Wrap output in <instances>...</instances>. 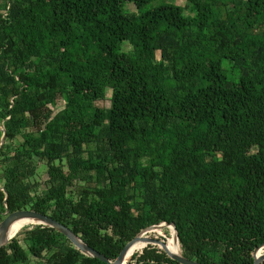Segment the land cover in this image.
Here are the masks:
<instances>
[{
  "label": "trees",
  "instance_id": "16d2710c",
  "mask_svg": "<svg viewBox=\"0 0 264 264\" xmlns=\"http://www.w3.org/2000/svg\"><path fill=\"white\" fill-rule=\"evenodd\" d=\"M149 1L0 0V239L18 216L40 214L116 263L141 231L169 223L192 262L255 264L264 0L139 13ZM107 90L109 107L97 106ZM171 243L168 228L148 233L128 264H184ZM0 264L105 263L29 220Z\"/></svg>",
  "mask_w": 264,
  "mask_h": 264
},
{
  "label": "water",
  "instance_id": "95a60500",
  "mask_svg": "<svg viewBox=\"0 0 264 264\" xmlns=\"http://www.w3.org/2000/svg\"><path fill=\"white\" fill-rule=\"evenodd\" d=\"M2 130V135L0 138V146L4 143L5 140V134H4V129ZM29 220H40L43 221L45 223H47L48 225H50L52 228L58 230L59 232L63 233L64 235H66L67 237H69L70 239H72L77 245H79L81 247V249L91 258H95V259H99L101 260L103 263L105 264H128L132 258V248L134 247V245L136 244V242L143 237L144 235L150 233L151 231H155L157 229H163V228H168L171 231V238L173 240V243L175 245V250H174V256L180 260L182 263L184 264H198L195 262H192L186 258H184L178 248V234L176 232V229L174 227L173 224H169V223H159L156 225H152L146 229H144L143 231H141L131 242L130 246H129V251L127 256L121 260L120 262H109L107 260L102 259L100 256H98L92 249H90L81 239L79 236L74 235L68 228L58 224L57 222H55L54 220L40 215V214H33V213H24L20 216H18L16 219H14L10 224H8V226L4 229L3 235L0 239V249L2 247H4L14 236V227L22 222V221H29ZM264 249V244H262L259 248H257L255 250V264H259L260 261V256H258L260 254V251Z\"/></svg>",
  "mask_w": 264,
  "mask_h": 264
},
{
  "label": "rangeland",
  "instance_id": "374dc122",
  "mask_svg": "<svg viewBox=\"0 0 264 264\" xmlns=\"http://www.w3.org/2000/svg\"><path fill=\"white\" fill-rule=\"evenodd\" d=\"M184 4H185V0H150L148 3H146L145 5L142 6L139 13L147 12V11L153 10L157 7L164 6V5L183 6ZM123 10L126 12H129V13L138 14L137 8L131 3H124ZM185 14L186 15H192L191 13H188V12H185ZM122 50L126 52V51L130 50V46L125 43L122 47ZM222 67L228 69L229 63L227 61H223ZM228 75L230 76V73ZM109 100H110V91L107 90L106 95H105V99L103 101L97 102L96 105L99 107L108 108L109 107ZM61 107H62L61 104L58 103L56 106H51L49 111L50 112H52V111L56 112V111L60 110ZM0 187H1V183H0ZM260 254H261V251H260Z\"/></svg>",
  "mask_w": 264,
  "mask_h": 264
},
{
  "label": "bare ground",
  "instance_id": "6f19581e",
  "mask_svg": "<svg viewBox=\"0 0 264 264\" xmlns=\"http://www.w3.org/2000/svg\"><path fill=\"white\" fill-rule=\"evenodd\" d=\"M27 222V221H26ZM25 221H22V222H20V223H18L15 227H14V234L17 232V230H18V228L21 226V225H23L24 223H26ZM158 230V229H157ZM156 231V230H155ZM151 232H154V231H151ZM150 232V233H151ZM138 242V241H137ZM137 242H136V244H137ZM136 244L134 245V247L132 248V253H133V251H134V248H135V246H136ZM171 247H172V251H173V253H174V250H175V245H174V243H173V240H172V243H171ZM258 256H260V254L258 255Z\"/></svg>",
  "mask_w": 264,
  "mask_h": 264
}]
</instances>
